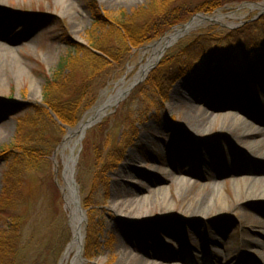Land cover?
<instances>
[{
  "label": "rangeland",
  "instance_id": "1",
  "mask_svg": "<svg viewBox=\"0 0 264 264\" xmlns=\"http://www.w3.org/2000/svg\"><path fill=\"white\" fill-rule=\"evenodd\" d=\"M66 1L60 5L57 0H0V45L4 46L0 47V241H6L0 242V264H65L63 255L71 232L61 190L62 141L68 129L113 96L118 85L128 87L151 54L150 46L177 29L182 35L166 48L157 65L116 106L105 109L75 148L79 155L75 178L87 213L85 247L88 242L89 247L99 246L90 258L85 251L82 264H119L123 252L140 256L141 247L158 255L147 258L154 264H168L169 254L185 258L178 264H235L242 256H249L244 258L251 264H264L258 249L244 245L247 238L264 235V199H247L258 195L264 186L259 180L264 179V48L253 50L254 44L246 39L251 37L249 33L239 34L264 16V0L226 2L210 12L195 9L196 14L211 20L183 30L187 23L200 19L189 11L185 21L129 48L120 62L110 60L102 51H84L88 49L87 33L96 30L97 21L108 23L95 33L100 37L108 28L118 30L120 20L140 9L168 4L202 8L209 0ZM200 32L218 37L229 32L227 43L233 46L228 52L233 57L230 65L206 61V54L217 45L204 40L198 48H190L199 55L196 66L188 73L184 70L181 77V72L173 74L175 55L193 44ZM224 48L216 50L225 54ZM85 54L94 60L106 59L109 68L104 72L96 67L93 74H80L76 66L72 69L73 88L83 95L81 113L76 125L70 127L44 106V90L48 77L65 57L83 59ZM164 61L169 75L175 76L166 87L167 69L164 74L158 71ZM64 71L67 80L71 70L65 66ZM154 82L162 86L159 93L147 86ZM189 109L197 115L206 111L211 117L237 115L245 120L246 129L259 126L262 131L236 137L221 130L219 122L204 132L194 130L188 125L195 122L187 113ZM39 110H44L48 119L35 128L31 119ZM27 120L31 121L23 122ZM21 136L28 137L26 141L32 145L6 152ZM77 136L71 137L72 143ZM203 145L210 151L204 155L212 160L209 164L201 161ZM68 152L67 148L63 153ZM17 155H24L22 161H13ZM209 174L213 177H202ZM177 178L190 184L181 193ZM162 187L174 200L165 219L164 210L153 207L137 226L119 222L120 215L136 213L126 212L118 202L140 201L145 196L144 203H154ZM207 192L214 193L210 201L214 207L204 212L212 214L204 223L195 224L187 209ZM181 211L186 215L181 216ZM208 232H214L220 243L210 247ZM241 260L239 264H248Z\"/></svg>",
  "mask_w": 264,
  "mask_h": 264
},
{
  "label": "trees",
  "instance_id": "2",
  "mask_svg": "<svg viewBox=\"0 0 264 264\" xmlns=\"http://www.w3.org/2000/svg\"><path fill=\"white\" fill-rule=\"evenodd\" d=\"M238 1L243 0H209L202 3V8L200 7V5H195L193 9L191 5L182 4V7L179 8H181V10L183 9V14H179L178 7H171L170 4L163 5L161 7H151L146 11H142L143 9H140L137 12L133 13L130 17H127L126 20H123V22L122 20H120L121 24L118 30L108 28L107 32L102 34L100 37H98L95 33L101 32L104 28H107L108 23L97 21L96 24L98 25H96V30H90L87 33V48L89 50L85 48L84 51H102L110 57V60L120 62L121 58L128 54L129 48H134L140 44H143L144 42H148L149 40L158 37L161 33L166 32L172 25H176L180 22L185 21V18L187 17L189 11H191V14H194L195 9L196 11L203 10L204 12H210L212 10L217 9L219 6L225 4L226 2ZM146 13L148 16L145 15ZM196 13L197 12H195V14ZM244 31L248 32L251 36H247L246 38L247 41L250 42V45L254 44V47L257 48L264 46V16L259 18L258 21L249 24L246 27V30H239V34L241 35ZM228 33L218 37L217 34L210 35L200 32L196 37L193 38V44H191L190 42L191 45L189 44L187 47H184L178 52L177 55H175L173 60L175 61V63L171 61V64L174 63V65H176V67L174 68L175 73L173 72V74L181 72L179 73L180 75H178L181 77L185 74V72H183L184 70H188L186 72L188 73L192 69L199 55H196V53H192V49L190 48H198L200 44L204 42V40L207 42H214V44L217 45L215 46V49L206 54L208 57H210L211 59L214 58V61L217 60L222 63H226L227 61H229L228 58L230 54L228 52H231L233 46L231 45V43H227L230 41V34ZM220 44L221 46H219ZM218 47H225L224 49L226 53L224 54L222 53L223 51H218ZM93 58H89L86 54L83 55V59H79L78 57L71 58L70 56L65 57L63 61L61 60L62 62L58 65L56 70L51 74L52 77H48L50 79L48 80L49 83L47 84L44 90V106L50 108V110H52L56 114L58 119H60V121L64 125L74 127L77 122V115H80L81 113L80 104L82 101L81 98L83 93H78L77 90L79 89H76V87L73 88L74 84L76 83L74 80L75 71H72V69H74V66L78 68L77 71L79 70L80 74H85L88 72L93 74L97 68L100 71L106 72V70L109 68V64L106 59L97 57L95 61ZM165 61L158 67V71L162 72L163 74L166 72L165 70L167 69L165 67ZM65 66H68V68L71 70V74H69L67 80L65 79L66 75H64ZM169 71L170 70L167 69L166 75L168 78V83L165 84V87L171 82V79H175V76H172V73L169 75ZM156 77L157 74L155 76V79ZM81 79L85 78L82 77ZM56 84L62 86H56ZM147 86H150L151 90L157 93L160 92V89L162 87L159 82L147 83ZM144 91L147 90L145 89ZM46 115L47 114L44 110H39L36 112L34 118L31 119L32 121L27 120L26 122H23L27 123L31 121V124H33L34 127L37 128L43 120L48 119ZM22 137L23 136H21L20 139L15 141L12 147L10 146L5 151L8 152L11 149L15 151V149L17 148H20V151H22L26 147L28 149L29 146L32 144H30L29 140L26 141L28 137L24 139ZM22 147L24 148L22 149ZM33 148H36V146H33ZM22 157H24V155H17V157L13 159V161H22ZM9 162H7V165ZM0 242L4 243L6 241H3L2 239ZM89 246L90 242H88V244L86 245L85 251L87 253L86 255L90 258L95 255V253L93 252H97L99 246ZM5 249L3 250L4 259L6 257Z\"/></svg>",
  "mask_w": 264,
  "mask_h": 264
},
{
  "label": "bare ground",
  "instance_id": "3",
  "mask_svg": "<svg viewBox=\"0 0 264 264\" xmlns=\"http://www.w3.org/2000/svg\"><path fill=\"white\" fill-rule=\"evenodd\" d=\"M57 2L60 5H62V4H65L67 1L57 0ZM201 20L202 19H198V20L194 19L193 21H191V23L188 25L187 28L188 29L193 28L194 26L201 23L202 22ZM181 35H182V31L180 29H177L172 34L167 35L166 37L152 44L149 50L151 54L147 58L146 62L141 65L134 81L128 87H125V88L123 87V85H118L115 94L111 96L110 98H108L106 102L96 105L92 109L91 114L87 116L86 118H84L82 121H80V123L75 128L69 130L68 135L62 141V144L59 149L60 154L63 157L62 159L63 182H62L61 190H62V194L64 198L65 210L67 211L68 222H69V227H70V232H71L70 242L68 243L65 253L63 255V263L65 262V264H82L84 260V256H85L84 254L85 249H86L85 238H86V221H87L86 215L87 213L82 207L81 200H80V191H79L76 178H75V168H76V164H77L78 157H79L78 153L75 152V148L77 147V145H79V143H81L82 138L86 133L87 127L89 126L91 127L92 125L96 123V121H99L100 116L104 113L105 109H107L109 106H112V105L116 106L121 101V99L133 88L134 84H136L139 81L144 80L147 73L155 65H157L159 59L163 56V53L166 50V48L172 43H174L177 40V38L180 37ZM0 47H4V46L0 45ZM186 107L190 108L191 106L187 105ZM207 107L209 110L212 109L210 106H207ZM202 112L203 113H198V115L197 113L194 114V111H191L190 109L187 112L190 118L195 119L194 120L195 122L191 120L189 121V124H188V125H191V127H193L194 130L204 132V130L209 128L210 125H212L213 123L219 122L221 123L220 125L221 130L222 128L227 129L231 131L236 137L239 135L248 137V135L259 133L262 131V129L259 126H253L252 128L246 129V125L244 124L245 120H242L241 117L237 115H235V118H232V116L230 117L231 114H226L227 116H221V117L220 115L211 117V114L208 115L206 111H202ZM75 135H79V136H77L75 142L72 143L71 137ZM205 146L204 145L202 146V149L204 150V152L202 153L203 155L201 157V161L204 164H209L212 160H209L208 158L204 156V155L207 156V154L209 155L210 153V151ZM67 148L69 152L68 154H64L63 152ZM259 180H261L264 183V179H259ZM176 182L178 184L177 190L179 193H181L182 188L184 189L187 185H190L183 178H177ZM213 184L214 186H217L216 183H213ZM216 193L220 194V191H216ZM213 194H214L213 192L212 194H210V192L209 193L207 192L198 201L190 204L189 209L187 210L189 211V216L192 219H194L193 223L195 224L204 223L205 222L204 219L212 214L210 213V215H206L207 213H205L204 211H206L207 208L211 209V207L212 208L214 207V204L210 202L212 201L211 198L213 197ZM257 194L258 195H251V197H248L247 199H251L255 197L264 199V186H262V188L260 189V193H257ZM168 196H169L168 189L162 187V188H159V190L156 192V196H155L156 198H155L154 203H151V204L144 203L148 199V197H145V196L139 198L140 201L134 199L131 201L118 202L117 205L123 208L126 212L136 213V214H133V215L131 214L128 216L120 215L119 222L122 221L126 223V225H129V226H137L141 222L144 221L145 212L152 211L153 207L158 208L160 211L164 210L162 219H165L166 216L172 212L173 210L172 207L174 205V200L173 199L170 200ZM141 211H144V213ZM181 213H183L181 214V216L186 215V213L182 211ZM213 231H216V230H213ZM213 235H215L214 232L207 233L208 243L210 247H213L214 245L220 243ZM244 245L251 249L252 248L258 249V252H257V254H259L258 258L259 260L260 259L263 260L264 258V235L259 234V236L256 239L247 238L245 240ZM139 252L141 253L140 255L141 257L135 256L132 254L128 255L127 253L123 252L118 263L119 264L129 263V262H132V264H154L155 263V262L150 263V260L147 259L151 255H154V256L156 255L152 253L153 251H149L146 248L141 247L139 248ZM167 257L169 260L167 262L168 264H178L179 262H182V259H185V258H182L180 255H176V254L175 255L169 254ZM244 257L248 258L249 256H242L241 259H244L245 262H247L248 264H251V261L246 260V258ZM157 264H159V262H157Z\"/></svg>",
  "mask_w": 264,
  "mask_h": 264
},
{
  "label": "water",
  "instance_id": "4",
  "mask_svg": "<svg viewBox=\"0 0 264 264\" xmlns=\"http://www.w3.org/2000/svg\"><path fill=\"white\" fill-rule=\"evenodd\" d=\"M257 4H259L260 6H261V4L260 3H257ZM262 8H261V14L262 13H264V7L263 6H261ZM204 19H206V20H211L209 17H204ZM187 26H188V23L186 24V25H184V29L183 30H186V28H187ZM182 31V30H181ZM140 82V81H139ZM135 85V84H134ZM90 127V126H89ZM88 128V127H87Z\"/></svg>",
  "mask_w": 264,
  "mask_h": 264
}]
</instances>
